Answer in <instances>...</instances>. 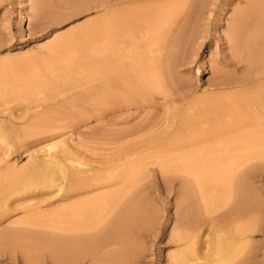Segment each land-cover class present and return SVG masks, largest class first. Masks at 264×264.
I'll return each instance as SVG.
<instances>
[{
  "label": "rangeland",
  "instance_id": "1",
  "mask_svg": "<svg viewBox=\"0 0 264 264\" xmlns=\"http://www.w3.org/2000/svg\"><path fill=\"white\" fill-rule=\"evenodd\" d=\"M153 2L162 11L161 24L176 17L174 27L181 29V42L173 49L179 56L170 71L172 79L167 80L157 65L158 74L144 81L149 87L155 86L150 96L125 102L121 95L118 102L111 103L106 98L112 97V36L103 23L110 14L108 0H0V200L23 184L18 180L20 174H24L20 175L23 180L26 176L29 179L34 163L67 147L92 166L93 176L105 175L104 172L116 174L112 168L125 165L119 170L128 171L130 178L125 186L127 191L132 189L130 193L125 191L126 196L142 198L148 221L135 226L126 237L109 239L98 252L96 263L89 258H61L55 250L56 243L49 242L37 249L35 245L32 250L19 247L0 255V264H180L177 257L185 251L197 249L200 255L207 253L211 227H221L231 240L238 237L236 229L247 224L252 225L253 232L239 239V245L250 246L252 252L244 250L236 261L264 264V158L242 166L243 196L234 198L231 192L227 205L220 209L208 200H216L219 191H212L214 187L209 186L201 198L200 186L208 182L202 178L198 181L208 173L203 164L229 156L225 146L231 136L237 137L245 129L239 133L244 136L251 130L230 129L233 125L250 113L264 121L259 106L249 101L253 90L262 85H244L248 66L238 58L231 40L234 23L244 19L239 41H250L249 47L260 49V55L263 54L259 39L264 37V26L259 27L256 20L259 15L264 17V0H193L194 5L191 0H153L149 4L155 7ZM23 16L27 23L20 26ZM97 22L103 23L97 30L84 32ZM76 33L80 34L73 36ZM62 39L68 42L52 49ZM161 45L160 35L144 36L139 30L125 33L118 42L119 63L122 61L119 66L129 64L138 68L143 58L159 61ZM204 69L208 72L202 73ZM241 99L249 104L244 106ZM209 103L219 105L220 109L212 110ZM223 131L230 132L228 138L220 135ZM7 134L20 135L22 144L13 145L6 139ZM34 141L39 142L33 146L26 144ZM52 145L58 148L50 150ZM132 183H137L135 188ZM117 189L120 187L96 190L81 197L94 198L116 193ZM183 193L188 194L192 206L189 212L180 208ZM87 198L51 196L45 190L44 195H35L32 200H17L14 212L0 225V234L6 227H18L21 219L29 217L30 206L43 219L66 204ZM185 215H190L188 227H178ZM199 230L200 236L189 244L175 239L180 232L193 235Z\"/></svg>",
  "mask_w": 264,
  "mask_h": 264
},
{
  "label": "bare ground",
  "instance_id": "2",
  "mask_svg": "<svg viewBox=\"0 0 264 264\" xmlns=\"http://www.w3.org/2000/svg\"><path fill=\"white\" fill-rule=\"evenodd\" d=\"M149 1L151 2L153 0H108L107 6L110 9V14L103 23L107 24L109 33L112 36V46L109 48L112 64V81L109 79L112 82V97L110 96L111 98H106L110 99L111 103H113V101H117L116 99H119L121 95H123L125 102H134L139 99V96H150L154 91L155 86H153L154 88L149 87L144 83V81L145 79L156 76V74H158L157 65H160L159 67H161V71L163 72L165 77H167V80L172 76V74L171 76H169L171 69L175 68V61L177 56L179 55L176 56L173 49L179 46V43L181 42L178 36L180 33L179 30L181 29L178 27H174V20H176V17L174 19L173 16V21L168 20V22L161 24L159 18L162 15V11L159 8L156 9L157 3L155 4L153 2V4H155L154 7L149 4ZM191 1L192 2H190V4L192 3V5H194L193 0ZM185 2L182 3H184L185 5ZM161 3L163 4V2ZM139 4H141L139 7L135 9L131 8L132 5ZM254 8L252 10H254ZM189 9L191 8L189 7ZM165 14H168V12H166ZM244 22V19H240L234 23L231 40L233 41L235 53L237 54L238 58L246 62L248 66V73L242 80L244 85L255 82H259L262 85L258 87V89L253 90L249 101H253V103H256L259 106L260 113H262L261 115L264 116V37L259 39L261 48L263 50V54L260 55V49H257L253 46L252 48L249 47L250 41H245L244 43L239 41ZM26 23V18L24 16L21 17L19 25L24 26L26 25ZM103 23H94L89 26L84 32L88 33L97 30ZM256 23L257 25H259V27L264 26V17L259 15ZM180 26L181 25L179 24V27ZM133 30H139V32L144 36H149L150 33L161 36L162 57L159 61H151L148 58H143L141 61V65L138 68H131L129 64L119 66V64L121 65L122 63V61L121 63H119V37ZM78 34L80 33H76L73 36H78ZM156 40L160 39H158V37L156 36ZM67 42L68 39L57 41L52 49L61 48ZM187 42L188 41H186L185 43ZM153 43L151 44V46H156L155 44L157 43ZM148 46H150V44ZM147 49L150 48L148 47ZM178 50L180 51V48ZM183 52H181V55H183ZM179 61H181V59ZM207 72L208 70L206 69L202 70V73ZM173 82L174 80L172 81V83L170 82V85H175V82ZM19 90H21V88ZM90 101L93 100L91 99ZM242 102H244V106H247V104H249L246 100H242ZM242 102H240V104H242ZM209 104L210 108H212V110L214 111L220 109L219 105L211 103ZM244 118L246 119L239 121V123L237 122L236 125H233V127H231L230 129H238L239 127H244L246 128V130L256 129V131L253 130L254 132L251 133V130H248L249 134L246 133V131L245 133L247 135L245 134L243 136V134H240V136L239 133H242V131L245 130L242 129V131L240 130L239 133H237L238 135L234 134L237 135V137L231 136L229 140L227 139L228 141L226 143L225 150L227 151V154H229V156H222L214 161L203 164L204 167L208 168V173L204 171V173L206 174L201 175L199 177L200 179H198V181H200L202 178L203 181L208 182H202L200 186L201 198L203 197L202 195L204 194V192H206V189L209 186L214 187L212 188V191L213 189H217L219 191V196L216 200L208 198L209 201H212L214 203L215 209H220L227 205V202L229 200L228 194H231V192H234V198L243 196V192L240 191L245 181V175L241 172L242 166L248 161L264 158V130H261L264 129V121L263 119H261V121L259 120V122L258 119L254 117L253 113H250L248 118L245 116ZM29 131L30 133L32 132V130L30 129L28 130V132ZM229 133V131L226 133L223 131L220 135H222V137L228 138ZM199 135L198 137L202 136V134L201 136ZM5 137L9 141H11L13 145L22 144L23 138L20 135L13 137L7 134ZM220 141L222 142V140ZM38 142L39 141H34L30 142L29 144L27 142L26 144L29 146H33ZM221 142H216L215 144L217 146L220 145L221 147L223 146ZM53 148H58V146L52 145L49 147L50 150H52ZM141 164H143V162ZM121 165L116 166V169L114 167L112 168L114 169V172L116 171V174L109 173L111 172L110 168H108L109 170L105 168L106 170H104L108 171L109 174H106V172L103 171L105 175L94 173L93 176V174H91L93 172L92 166L85 162L81 154L70 150V148L63 147L61 151H58L54 154L49 153L44 159L34 163L29 179H26L27 176L26 178H24V180L26 179L25 182L21 178L22 176H20L24 175L23 173L19 175L21 179L18 177V175H16L17 178H19L18 180H21L23 184L20 183L22 184L20 187L16 186L13 190H10V192L8 191L9 194H7L8 192H5L4 194H7V197H3L4 199L2 198L0 200V225L6 219V217L9 216L10 213L14 212L13 205L17 200H32L35 195H44L45 190L49 191V195L51 196L61 195L63 198L68 199H74L78 197H80V199H85L88 195L84 198L81 196L85 194H91L96 190H105L114 187H120V189H117L118 191L116 193L103 194L94 198H91L92 196L90 197L89 195L88 198L91 199L87 200V198V201H80L79 199V201H75L72 204H66L67 206L63 205L64 208L51 215H48L47 218L44 217L43 219L41 218L42 215L39 216L36 213L37 211H35V207L28 206L29 208L27 209L29 217H27L26 219L24 218V220L21 219V221L17 224L18 227L10 229L6 227L7 230L0 234V255L2 256L8 253H12L16 248L19 247H29L32 250V247L34 245V249H37L40 244H47L49 242H52L56 243L55 250L58 256H60L61 258L73 261H80L84 258H89L96 263V260H98V252H100V250L104 248L103 245L108 243L109 239L115 237L119 238L120 236L126 237L130 233V231L132 232L136 228L135 226L141 225L143 222V225H146L148 222L145 220V217L147 216V208L145 207L142 198L136 196L132 199L126 196V194H128L127 192L132 190L129 189V191H127V186H125L127 180H129L130 178V175L128 171L119 170L121 167H126L123 164ZM117 170H119L118 174ZM167 172L172 171L167 170ZM25 173L27 174V172ZM208 180H210V182ZM19 181H17V183H19ZM139 182L141 183V181L138 180V184ZM133 184L135 183H132V185ZM136 184L133 186L134 188L136 187ZM13 185L16 184L13 183ZM4 189H6V187L3 188V190ZM20 193H22L21 196ZM127 204H131L132 206H127ZM37 208L39 209V207ZM180 208L185 212H189L192 208L187 193H183V201L180 204ZM189 216L190 215H185L183 218L184 221L178 223V227L187 228V221L190 218ZM106 223L108 225H104ZM233 226L234 225H232L231 228H233ZM219 228L221 229V227ZM220 229L215 227L210 228V248L205 255H200L197 249H195L194 251H185L178 255V262L180 264H188L194 261H197L196 264H244L236 260L238 259V256L246 249H248L251 253L252 248L250 246L247 247L239 245V239H244L253 232L252 225L247 224L238 227L236 229L238 237L231 240L223 234L224 230ZM107 230L109 231V233L107 232ZM187 233L180 232V234L175 235L176 241L180 244H189L200 236V230L193 235H188ZM44 236H47L49 240ZM182 247L184 248V246ZM97 262L100 263V261ZM248 262L245 264H249Z\"/></svg>",
  "mask_w": 264,
  "mask_h": 264
}]
</instances>
